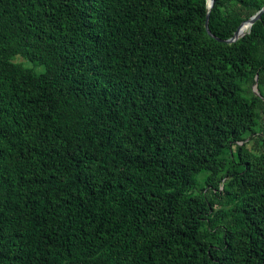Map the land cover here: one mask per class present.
I'll use <instances>...</instances> for the list:
<instances>
[{
	"label": "trees",
	"instance_id": "1",
	"mask_svg": "<svg viewBox=\"0 0 264 264\" xmlns=\"http://www.w3.org/2000/svg\"><path fill=\"white\" fill-rule=\"evenodd\" d=\"M263 5L0 0V264H264Z\"/></svg>",
	"mask_w": 264,
	"mask_h": 264
},
{
	"label": "rangeland",
	"instance_id": "2",
	"mask_svg": "<svg viewBox=\"0 0 264 264\" xmlns=\"http://www.w3.org/2000/svg\"><path fill=\"white\" fill-rule=\"evenodd\" d=\"M14 61H17V62H22L24 63L25 65H29V63L21 56H16L14 58ZM242 89H243V92H245L246 94L250 93L253 91V83H251L250 81H243L242 82ZM245 146L252 152H256L258 150H262L264 149V144H256L253 142V140H248L245 144ZM206 174L207 172H200V174L197 176V185L199 188L201 187H204L205 186V177H206ZM220 188H223V185H222V182H220ZM214 198V204H213V207L214 209H217L218 207H220V205L216 202L217 200V197L216 196H212Z\"/></svg>",
	"mask_w": 264,
	"mask_h": 264
},
{
	"label": "water",
	"instance_id": "3",
	"mask_svg": "<svg viewBox=\"0 0 264 264\" xmlns=\"http://www.w3.org/2000/svg\"><path fill=\"white\" fill-rule=\"evenodd\" d=\"M213 5V0H206V7H207V10H206V17H205V29L207 31L208 34L211 35L210 31L208 30V23H207V20H208V14H209V11L211 9ZM264 12V5L254 14L252 15L250 18H248L247 20L243 21L239 26L238 28L236 29V31L234 32L233 36L230 37L229 39H226L225 41L228 42V43H231V42H234L235 40H237L239 37H241L244 33H241V34H238L239 32V29L240 27L244 24V23H247L248 25V28L257 20L259 19V17L261 16V14ZM256 82H257V75L255 76V82L253 84V92L257 95H259V92L257 90V85H256Z\"/></svg>",
	"mask_w": 264,
	"mask_h": 264
},
{
	"label": "bare ground",
	"instance_id": "4",
	"mask_svg": "<svg viewBox=\"0 0 264 264\" xmlns=\"http://www.w3.org/2000/svg\"><path fill=\"white\" fill-rule=\"evenodd\" d=\"M247 29H248V25H247V23H244V24L240 27L238 34L244 33L245 31H247Z\"/></svg>",
	"mask_w": 264,
	"mask_h": 264
}]
</instances>
